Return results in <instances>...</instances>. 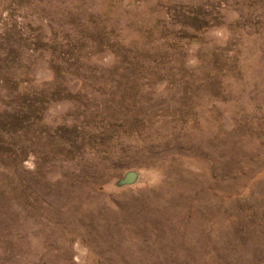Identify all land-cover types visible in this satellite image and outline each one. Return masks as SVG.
I'll list each match as a JSON object with an SVG mask.
<instances>
[{
    "label": "rangeland",
    "instance_id": "obj_1",
    "mask_svg": "<svg viewBox=\"0 0 264 264\" xmlns=\"http://www.w3.org/2000/svg\"><path fill=\"white\" fill-rule=\"evenodd\" d=\"M0 264H264V0H0Z\"/></svg>",
    "mask_w": 264,
    "mask_h": 264
}]
</instances>
